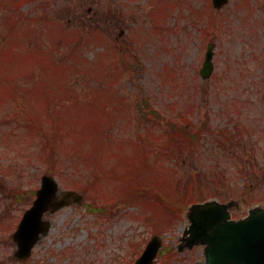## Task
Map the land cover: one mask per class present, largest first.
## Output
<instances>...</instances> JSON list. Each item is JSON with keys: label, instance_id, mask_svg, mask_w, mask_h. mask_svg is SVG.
<instances>
[{"label": "rangeland", "instance_id": "1", "mask_svg": "<svg viewBox=\"0 0 264 264\" xmlns=\"http://www.w3.org/2000/svg\"><path fill=\"white\" fill-rule=\"evenodd\" d=\"M186 120L196 155L164 157ZM45 173L85 198L21 261L12 234ZM188 190L235 219L264 207V0H0V264H133L155 234V264H205L183 238L190 205L171 221L158 198Z\"/></svg>", "mask_w": 264, "mask_h": 264}, {"label": "water", "instance_id": "2", "mask_svg": "<svg viewBox=\"0 0 264 264\" xmlns=\"http://www.w3.org/2000/svg\"><path fill=\"white\" fill-rule=\"evenodd\" d=\"M221 7L228 0H213ZM214 44L209 45L201 70L204 78L213 70ZM80 202L83 195L75 191H63L59 196V183L51 175L42 177L41 188L32 207L27 209L13 238L17 244L15 255L20 259L31 256L33 247L44 237L51 221L44 219L47 211L54 213L69 204L71 200ZM191 236L189 246L207 243L206 264H264V208L252 209L249 215L240 220L232 219L227 205L208 201L193 206L191 213ZM162 244L159 236H154L135 264H150Z\"/></svg>", "mask_w": 264, "mask_h": 264}, {"label": "trees", "instance_id": "3", "mask_svg": "<svg viewBox=\"0 0 264 264\" xmlns=\"http://www.w3.org/2000/svg\"><path fill=\"white\" fill-rule=\"evenodd\" d=\"M21 2L22 0L16 1V3L18 4H20ZM145 115L148 114L145 112ZM200 131L201 130L195 128L194 124L190 120H186V122L184 123L178 121L170 123L167 133L164 134L165 138L167 136V140L165 141L166 145L163 146V149L161 151L162 154L164 155V157L174 160L182 157L186 153L193 154L195 156L196 146L198 144ZM153 146L156 147L155 144ZM147 160H148V154L142 152L141 161L147 163ZM121 176L124 178H129L131 177V174L130 172H127V174ZM143 187L144 186L141 184L135 187L134 189L135 194H130L128 197H126L127 201L145 198L146 193H148L149 190L146 189L148 186L145 185V188ZM192 195L193 192L188 190V192L180 194L178 198H168L166 196L164 197L163 195L158 196V198H159V202L162 203V208L163 207L166 208L165 212L171 218L172 221V218L177 219L182 215L187 205L190 202H192L191 201L193 200V198H191ZM197 200H203V199H199V197L194 199V201Z\"/></svg>", "mask_w": 264, "mask_h": 264}]
</instances>
